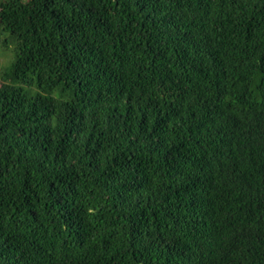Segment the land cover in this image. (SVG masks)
<instances>
[{
    "label": "trees",
    "instance_id": "trees-1",
    "mask_svg": "<svg viewBox=\"0 0 264 264\" xmlns=\"http://www.w3.org/2000/svg\"><path fill=\"white\" fill-rule=\"evenodd\" d=\"M0 264H264V0H0Z\"/></svg>",
    "mask_w": 264,
    "mask_h": 264
},
{
    "label": "rangeland",
    "instance_id": "rangeland-1",
    "mask_svg": "<svg viewBox=\"0 0 264 264\" xmlns=\"http://www.w3.org/2000/svg\"><path fill=\"white\" fill-rule=\"evenodd\" d=\"M13 59L12 47L4 48L0 44V68L8 67Z\"/></svg>",
    "mask_w": 264,
    "mask_h": 264
}]
</instances>
